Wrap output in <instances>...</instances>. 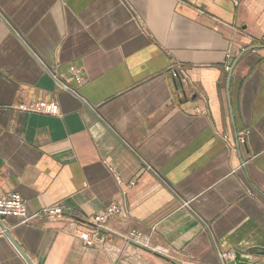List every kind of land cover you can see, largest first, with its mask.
I'll return each instance as SVG.
<instances>
[{
	"label": "crops",
	"instance_id": "1",
	"mask_svg": "<svg viewBox=\"0 0 264 264\" xmlns=\"http://www.w3.org/2000/svg\"><path fill=\"white\" fill-rule=\"evenodd\" d=\"M32 101L60 115L16 109ZM11 193L28 215L128 212L102 247L67 216L2 219L0 264H157L119 237L131 231L182 264L230 251L264 263V0H0V197Z\"/></svg>",
	"mask_w": 264,
	"mask_h": 264
},
{
	"label": "built area",
	"instance_id": "2",
	"mask_svg": "<svg viewBox=\"0 0 264 264\" xmlns=\"http://www.w3.org/2000/svg\"><path fill=\"white\" fill-rule=\"evenodd\" d=\"M179 67L173 69V77L178 76ZM229 70V67L226 68ZM67 72L70 74L71 79L77 87L81 86L84 80L83 73L76 67H69ZM51 76L57 83H60L58 73L56 71H51ZM64 90L70 91L76 94V89H72L64 83H61ZM20 112L58 117L60 115L59 107L55 102L46 101H32L28 104H20L16 108ZM240 142H244V138H240ZM116 183L120 187L122 181L116 178ZM133 186V184H131ZM126 205L112 204L108 206L103 213L94 215L93 217L86 219L75 215L72 212L64 210L61 206H50L42 209L40 212L33 215H28L26 211V206L22 198L16 194L11 193L7 196L0 197V220L6 218L17 219L22 224L31 223L37 219H59L61 217L67 216L70 221V231L73 235L78 237L85 247H102L101 245V233L116 235L115 231L109 226V221L115 217L121 216L123 213L127 214ZM77 225H83L85 229H77ZM3 231L0 229V235ZM127 245L132 244L140 248L151 250L150 238L138 233L137 231H131L126 235H119ZM178 261L177 254L169 256V259ZM219 258L222 264H227L233 261L235 258V253L230 251L227 253H220Z\"/></svg>",
	"mask_w": 264,
	"mask_h": 264
},
{
	"label": "water",
	"instance_id": "3",
	"mask_svg": "<svg viewBox=\"0 0 264 264\" xmlns=\"http://www.w3.org/2000/svg\"><path fill=\"white\" fill-rule=\"evenodd\" d=\"M179 85H181L180 81H179ZM137 248H139L140 250L145 251L147 253H151L155 257H157L159 259H162V260H165V261L169 262L170 264H177L174 261L170 260L168 257H165V256L161 255L160 253L151 251L149 249L140 248V247H137ZM227 264H264V263H260L258 261H254V260H252V257H244L243 255H240V254L236 253L235 254V258L233 259V261H230Z\"/></svg>",
	"mask_w": 264,
	"mask_h": 264
},
{
	"label": "rangeland",
	"instance_id": "4",
	"mask_svg": "<svg viewBox=\"0 0 264 264\" xmlns=\"http://www.w3.org/2000/svg\"><path fill=\"white\" fill-rule=\"evenodd\" d=\"M169 258V257H168ZM150 259H152L155 263L157 264H170L169 262L165 261V260H162V259H159V258H156V257H151L150 256ZM170 260L174 261L175 263L177 264H182L180 261H175L173 259L170 258Z\"/></svg>",
	"mask_w": 264,
	"mask_h": 264
}]
</instances>
